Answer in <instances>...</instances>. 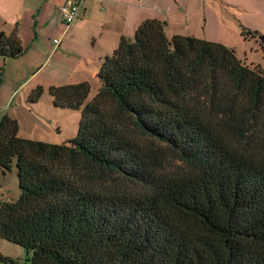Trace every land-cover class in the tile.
I'll return each instance as SVG.
<instances>
[{
    "label": "trees",
    "instance_id": "16d2710c",
    "mask_svg": "<svg viewBox=\"0 0 264 264\" xmlns=\"http://www.w3.org/2000/svg\"><path fill=\"white\" fill-rule=\"evenodd\" d=\"M241 36L264 51V35ZM23 51L0 32V58ZM97 78L89 102L86 82L49 87L55 107L81 112L63 144L0 119V172L15 162L20 189L0 201V238L30 264H264V68L150 19Z\"/></svg>",
    "mask_w": 264,
    "mask_h": 264
},
{
    "label": "crops",
    "instance_id": "0c3cea01",
    "mask_svg": "<svg viewBox=\"0 0 264 264\" xmlns=\"http://www.w3.org/2000/svg\"><path fill=\"white\" fill-rule=\"evenodd\" d=\"M62 1L0 0V32L16 31L24 48L16 58H0V119L5 114L16 119L24 139L45 142L50 128L43 119L71 112L54 106L49 87L86 82L96 94L102 61L122 39H133L145 20L163 22L168 38L188 36L225 44L209 36L208 0H82L68 28L58 13ZM54 39H59L58 47ZM38 87L43 88L41 98L28 102ZM22 119L31 125L22 126Z\"/></svg>",
    "mask_w": 264,
    "mask_h": 264
},
{
    "label": "rangeland",
    "instance_id": "374dc122",
    "mask_svg": "<svg viewBox=\"0 0 264 264\" xmlns=\"http://www.w3.org/2000/svg\"><path fill=\"white\" fill-rule=\"evenodd\" d=\"M207 10L209 12L207 23L209 36L217 41L225 42L223 45L232 48L236 57L247 65L263 69L264 51L260 40L253 38L244 40L241 36V28H248L264 35V0H208ZM100 86L98 80L96 93ZM91 91L87 102L91 101L95 94L93 86ZM68 111L71 112L57 114V117L54 116L51 119H43L50 128L47 137H44L46 138L45 143L58 145L76 136L81 112L78 110ZM22 120V126L27 128L31 125V121L29 122L28 119ZM19 193L18 175L14 162L9 171L0 172V201H15L19 197ZM0 256L11 260L10 264H30L32 253L0 238ZM0 264L4 263L0 261Z\"/></svg>",
    "mask_w": 264,
    "mask_h": 264
},
{
    "label": "built area",
    "instance_id": "2783aa9c",
    "mask_svg": "<svg viewBox=\"0 0 264 264\" xmlns=\"http://www.w3.org/2000/svg\"><path fill=\"white\" fill-rule=\"evenodd\" d=\"M82 0H63L58 6L60 21L68 28L76 20ZM54 46L58 47L59 39H54Z\"/></svg>",
    "mask_w": 264,
    "mask_h": 264
}]
</instances>
